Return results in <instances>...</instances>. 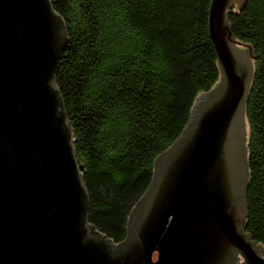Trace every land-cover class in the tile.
Returning a JSON list of instances; mask_svg holds the SVG:
<instances>
[{
	"label": "water",
	"instance_id": "1",
	"mask_svg": "<svg viewBox=\"0 0 264 264\" xmlns=\"http://www.w3.org/2000/svg\"><path fill=\"white\" fill-rule=\"evenodd\" d=\"M210 0L218 75L199 92L179 136L115 243L88 221V194L55 72L67 41L50 0H0V264H264L246 223L248 124L254 56ZM234 4L233 9L228 7Z\"/></svg>",
	"mask_w": 264,
	"mask_h": 264
},
{
	"label": "trees",
	"instance_id": "2",
	"mask_svg": "<svg viewBox=\"0 0 264 264\" xmlns=\"http://www.w3.org/2000/svg\"><path fill=\"white\" fill-rule=\"evenodd\" d=\"M50 2L67 35L55 79L88 194V221L117 243L154 159L179 136L195 96L217 78L210 0ZM226 16L254 56L244 107L243 228L264 246V0H244L238 14Z\"/></svg>",
	"mask_w": 264,
	"mask_h": 264
},
{
	"label": "flooded vegetation",
	"instance_id": "3",
	"mask_svg": "<svg viewBox=\"0 0 264 264\" xmlns=\"http://www.w3.org/2000/svg\"><path fill=\"white\" fill-rule=\"evenodd\" d=\"M243 223H241V229H242V231L243 232H246L245 230H244V228H243ZM252 240V239H251ZM253 241V240H252ZM236 261H237V264H245L244 263V260H243V257H242V255L238 252V253H236Z\"/></svg>",
	"mask_w": 264,
	"mask_h": 264
},
{
	"label": "rangeland",
	"instance_id": "4",
	"mask_svg": "<svg viewBox=\"0 0 264 264\" xmlns=\"http://www.w3.org/2000/svg\"><path fill=\"white\" fill-rule=\"evenodd\" d=\"M244 114H245V111H244ZM245 118H246V116H245Z\"/></svg>",
	"mask_w": 264,
	"mask_h": 264
}]
</instances>
